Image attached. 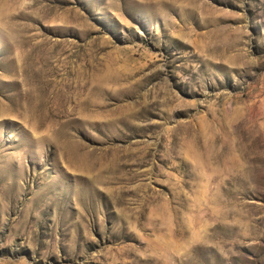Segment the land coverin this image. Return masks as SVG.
I'll return each mask as SVG.
<instances>
[{
  "label": "rangeland",
  "instance_id": "obj_1",
  "mask_svg": "<svg viewBox=\"0 0 264 264\" xmlns=\"http://www.w3.org/2000/svg\"><path fill=\"white\" fill-rule=\"evenodd\" d=\"M0 264H264V0H0Z\"/></svg>",
  "mask_w": 264,
  "mask_h": 264
}]
</instances>
